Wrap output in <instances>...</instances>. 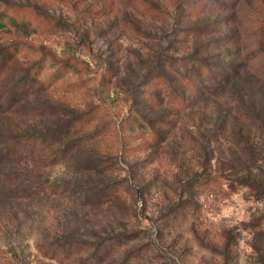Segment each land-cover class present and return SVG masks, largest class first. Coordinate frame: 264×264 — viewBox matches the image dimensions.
Returning <instances> with one entry per match:
<instances>
[{"label": "rangeland", "instance_id": "rangeland-1", "mask_svg": "<svg viewBox=\"0 0 264 264\" xmlns=\"http://www.w3.org/2000/svg\"><path fill=\"white\" fill-rule=\"evenodd\" d=\"M0 24V264H264V189L225 180L238 155L264 187V0H0Z\"/></svg>", "mask_w": 264, "mask_h": 264}, {"label": "trees", "instance_id": "trees-1", "mask_svg": "<svg viewBox=\"0 0 264 264\" xmlns=\"http://www.w3.org/2000/svg\"><path fill=\"white\" fill-rule=\"evenodd\" d=\"M2 24H0V28H1ZM174 60V59H173ZM199 60H194L193 62H195V66H193V70L192 71H198L200 69V67H196V63L198 64ZM199 66V64H198ZM201 66L204 68L203 64H201ZM201 67V68H202ZM13 98L9 95V97H6L5 99H0V112L2 110H4V107L8 106V102L10 101V99ZM238 111H236L237 113ZM218 122H222L224 120V118L220 115H218ZM65 123L63 124V126L66 128V130H70L71 128L74 129V124L71 123L73 121H64ZM253 154L257 155V153L253 150ZM233 157H235L236 159L234 161L231 162V164L229 165L228 170L231 171V175H229L228 178H226L225 180H229L231 185H238L244 188H248L252 191H259L262 188L264 189V187L262 186V182H258V180L256 179L255 175H253L254 171H256V167L255 165H252L253 162H251L250 165H246L244 164V162H242L241 157L238 155H234ZM261 183V185H260Z\"/></svg>", "mask_w": 264, "mask_h": 264}]
</instances>
